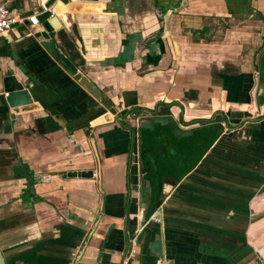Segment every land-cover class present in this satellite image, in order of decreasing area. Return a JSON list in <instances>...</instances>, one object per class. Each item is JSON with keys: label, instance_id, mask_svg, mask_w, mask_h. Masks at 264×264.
<instances>
[{"label": "crops", "instance_id": "0c3cea01", "mask_svg": "<svg viewBox=\"0 0 264 264\" xmlns=\"http://www.w3.org/2000/svg\"><path fill=\"white\" fill-rule=\"evenodd\" d=\"M0 5L49 11L55 45L110 102L33 38L40 26L0 33V78L31 100L13 111L0 95L3 264H264V0ZM168 122L202 142L219 132L153 209L138 130Z\"/></svg>", "mask_w": 264, "mask_h": 264}, {"label": "trees", "instance_id": "16d2710c", "mask_svg": "<svg viewBox=\"0 0 264 264\" xmlns=\"http://www.w3.org/2000/svg\"><path fill=\"white\" fill-rule=\"evenodd\" d=\"M170 125L173 126L170 122L162 126L154 123L149 128L138 130L140 173L147 184L153 209L159 204L162 184L174 185L186 175L219 132V127L202 130L205 139L202 142L196 137V131L186 137H179L173 133V128H169Z\"/></svg>", "mask_w": 264, "mask_h": 264}, {"label": "water", "instance_id": "95a60500", "mask_svg": "<svg viewBox=\"0 0 264 264\" xmlns=\"http://www.w3.org/2000/svg\"><path fill=\"white\" fill-rule=\"evenodd\" d=\"M54 16L49 11H45L36 17V24L40 26L41 30L33 34V38L37 42H42L43 48L50 54L57 56V58L68 68L69 74L77 81L85 90H87L99 103L106 109L110 107L109 100L100 92V90L88 80L59 50L52 40L51 34L57 29L51 27L48 23L49 19L54 20ZM0 95L6 106L13 111L18 109L27 111L31 107L30 96L22 84L19 83L12 75L3 76L0 78ZM91 172H69L67 177H81L89 178ZM0 264L3 260L0 256Z\"/></svg>", "mask_w": 264, "mask_h": 264}, {"label": "built area", "instance_id": "2783aa9c", "mask_svg": "<svg viewBox=\"0 0 264 264\" xmlns=\"http://www.w3.org/2000/svg\"><path fill=\"white\" fill-rule=\"evenodd\" d=\"M43 10L45 9L43 8ZM37 15L38 14L36 13H32L31 15L26 17L14 16L11 15L9 10L5 6L0 5V33L8 31L15 25H20L24 23L31 27L35 26L37 25Z\"/></svg>", "mask_w": 264, "mask_h": 264}, {"label": "rangeland", "instance_id": "374dc122", "mask_svg": "<svg viewBox=\"0 0 264 264\" xmlns=\"http://www.w3.org/2000/svg\"><path fill=\"white\" fill-rule=\"evenodd\" d=\"M262 52H264V50L262 51ZM260 56V58H261V64H260V66L258 65V66H256V69L258 70V71H260L262 74H264V56H262V53L259 55ZM258 60V59H257ZM255 65H257V63H255Z\"/></svg>", "mask_w": 264, "mask_h": 264}, {"label": "bare ground", "instance_id": "6f19581e", "mask_svg": "<svg viewBox=\"0 0 264 264\" xmlns=\"http://www.w3.org/2000/svg\"><path fill=\"white\" fill-rule=\"evenodd\" d=\"M65 7V6H64ZM63 8V6L61 5V4H59V3H56L54 6H53V10L55 11V12H57V14L58 13H60L61 11V9ZM67 8V7H66ZM71 11V10H70Z\"/></svg>", "mask_w": 264, "mask_h": 264}]
</instances>
